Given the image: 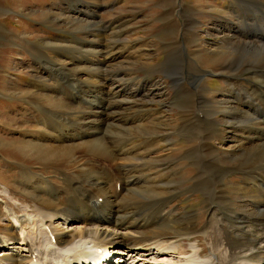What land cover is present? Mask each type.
<instances>
[{
  "label": "bare ground",
  "instance_id": "6f19581e",
  "mask_svg": "<svg viewBox=\"0 0 264 264\" xmlns=\"http://www.w3.org/2000/svg\"><path fill=\"white\" fill-rule=\"evenodd\" d=\"M93 1L92 12L87 11L89 8L84 12L74 9V14L86 18L98 14L102 4ZM238 1L239 6L245 4ZM244 1H249L250 16L239 15L242 20L240 24L235 22L236 26L228 28L232 22L226 24L210 47V54L221 61V73L226 78L223 98L220 94L207 95L205 87L199 85L206 69H197L189 88L185 76L188 62L174 67L172 49L182 46L187 55H196L197 49L188 47L186 38L193 27L192 20L187 18L183 23L184 41L175 38L168 43L171 50H166L164 66L180 108L177 126L180 133L190 135L186 153L192 155V164L199 168L193 176L192 189L205 192L207 198L203 227L197 223L196 210L169 206L184 178L176 176L169 163L175 141L171 139V127L177 119L167 103H154L160 91L151 92L160 87L158 82L138 75L126 76L127 68L133 69L131 64L137 59L130 60L132 51L125 52L132 46L117 37L113 26L111 32L105 30L110 32L107 35L93 30L87 38L75 35L69 45H51L56 53L53 56L45 57L42 47L48 46L37 44L41 58L35 62L41 65L42 72H48L45 78H60L63 82L60 74L67 72L64 85H60L63 89L57 93L65 100L42 93L48 88L45 79L39 80L37 89L35 83L33 90L12 89L17 94L28 92L24 95L36 110L25 108L19 114L25 113L34 123L23 116L26 125H17L14 131L22 140L0 137V145H13L3 149H17L41 161L43 167L56 172L60 182L37 172L31 164L14 161L21 166L16 181L29 202L14 207L4 198L0 200L4 208L0 211V264H93L87 257L97 247L117 254L118 262L112 260L109 264H264V0ZM253 13L256 17L250 22ZM98 39L108 43L101 48L125 54L121 65L111 63L101 69L105 71L100 70L105 62L97 54L98 44L94 41ZM190 43L196 46L197 40ZM74 50L80 55L73 54ZM143 54L150 55L147 51ZM68 62L85 74L71 77L69 71L73 69L68 68ZM104 72L107 74L102 75ZM242 78L250 80L251 85L249 90L237 91L236 86L245 85ZM45 99L48 105L64 107V111L46 109L39 102ZM11 118L14 117L1 116L0 121L8 120L5 123L10 129L15 122ZM216 124L227 134L221 133L223 148L214 143L221 130ZM221 161L230 166L224 169ZM231 172L243 175L244 181L236 186V193L246 199L241 210L228 211L222 204L228 193L224 177ZM2 184V194L9 195L10 188ZM222 206L225 211L220 217L238 220L233 224L229 220L230 226L238 231L237 238L246 240L249 246L235 254L232 244L212 243L211 256H203L199 237L208 238L220 230L223 219L217 213ZM3 228L6 230L1 231ZM193 239L196 242L189 243L185 251L183 243Z\"/></svg>",
  "mask_w": 264,
  "mask_h": 264
},
{
  "label": "rangeland",
  "instance_id": "374dc122",
  "mask_svg": "<svg viewBox=\"0 0 264 264\" xmlns=\"http://www.w3.org/2000/svg\"><path fill=\"white\" fill-rule=\"evenodd\" d=\"M98 1L102 4L101 7H98V14L96 13L95 16L91 15L92 17L89 16V18H86L85 15L80 17L74 14V9L75 11L82 9L84 12L86 8H89L90 10L87 11L92 12L94 9V3L91 2H94L93 0H0V119L1 116L4 118L13 116L14 118L11 119H14L15 121L10 129L7 128V123H5V121L7 122L8 120L4 119L3 121H0V137H3L5 140L10 139L11 141L15 142L17 140H22L20 134L14 132L17 128L16 126H25L26 123L24 122L26 120L28 122L34 123L31 117L24 116L25 113L19 114L25 111V108H31L30 111L34 112L36 110L33 108L32 104L28 103L30 99L28 100L26 95H24L27 91L17 94L13 90H20V88L25 90H33V83H35L36 88V86L39 84V80L43 79L44 81L45 79L48 81V88L43 90L44 92L42 93L54 96L56 98L59 96L65 100L62 96L57 95V93H60L58 91L63 89V87L60 85L61 83L64 85V80H66L64 76L67 72L65 74L61 72L60 74L61 77L64 78V80L62 78L63 82H61L60 78L55 81L45 78L47 77L45 75H47L48 72H42L41 65L36 63L37 61L35 60L37 58H41L40 54L37 52V50L40 48H37L38 43H40L39 45L48 46V49H43L42 47V50H45L43 52L46 53V55L44 54L45 57H47V54L53 56L56 55V53L50 49L51 45L53 47L58 44L69 45L70 39H75V35L82 38H87L90 37V32L94 31L107 35L111 32L112 27L114 26V31L118 32L119 34H116L117 37L125 41L126 44L132 46L128 48L125 53L132 51L130 60L137 59L131 64L133 69L127 68L128 75L126 74V76L133 77L138 75L140 78H148L152 79V81L158 82L160 87H158L155 92H151V94H153L160 91V94L157 96L159 98L155 99L154 103L159 106L167 103L173 110L172 114L174 113L175 115L173 117L177 119V122L173 125V127H171V132L173 133H171V139L175 141L172 145L173 152L171 151L173 156L171 157V160H169V163L171 165L173 164L172 167L174 169L172 168V170L175 175L177 174L176 176L184 177L182 185L185 186H180L183 189L181 188L180 192L178 191V194L175 195L176 197L172 198L169 206L172 208H178L180 210H196L199 218L197 223L198 225L200 223L201 226L199 225V227L201 228L203 227V216L206 212L205 206H207V198L205 192L192 189L193 176L196 174V171H198L199 168L192 164V155L188 156L186 153L187 149H189L188 142L190 140V135H187L185 132H183V134L180 133L177 126L178 123H180V119L178 117L180 114V108L175 103L176 99L174 96L176 90L174 89L173 81L169 71L167 70L166 66H164L166 62L165 59L167 60L166 52L168 49L171 50L172 48V46L168 43L173 42L172 40H175V38L178 39V41H184V35L182 31L184 30L183 28H185V25L183 23L186 22L185 20L187 18L192 20L193 27L190 28V30L186 33V38L189 40L187 45L190 48L194 47L198 51L196 50V55L189 56L187 55L186 50L185 52L182 50V46H180V49H175L176 51L172 49L171 52L173 62L175 63L174 67H180L181 63L188 62L187 64H189V70L186 72L185 76L187 78L186 85L189 88L191 87L190 81H192L194 78V73H197L198 70H200L199 68L206 69L207 72L201 79L202 81L199 83V85H203V88L205 87L204 91L207 95H210L211 93L216 95L220 94L223 98L226 78L223 73H221V61H216L212 54H210V47L214 45V42H216V40L222 35L223 30L226 28V24H230V22H232L228 28L231 26H236V23L240 24L242 18H239V15H247L249 1L246 2L242 0L245 2V4H241V6L237 5V3L240 4V1L238 0ZM78 4L79 7H77ZM250 5L255 13L256 9L252 4ZM70 6H74L72 7L73 9H71ZM254 13L249 20L250 22L254 17H256ZM75 17L80 19V21H78ZM239 27L240 26L235 28L233 32H230V35L232 36L235 34V30H237ZM105 30L110 32L106 33ZM177 30L178 36H176L174 33ZM192 40H197V43H195L197 44L196 46H194L193 43H190ZM76 42L79 43L80 41ZM94 42L98 44L96 45L98 47L96 50L99 58L105 62V64L100 67V70L106 68L111 63H114L113 66L116 63L119 65L122 64L123 60H121V58L124 57V53L111 52L110 49H107V47L101 48L102 45L108 46V43L103 40L98 39ZM71 45L75 46L74 44ZM142 49H144V51ZM146 51L149 52L150 55L143 54ZM72 52L73 54L76 53L77 55H80L78 50H74ZM38 55L40 57H38ZM68 63V68L70 66V68L73 69L69 71L71 77H73L75 74H85L84 72H77V68H73V63ZM59 66H61L60 63ZM88 72L89 71L87 70V73ZM101 74L106 75L107 72ZM48 77L50 76L48 75ZM242 83L245 85H242L241 87L236 86L237 91H241L243 88L249 90V86L251 85L250 80L248 81L242 78ZM68 90H71L70 87H68ZM26 94H28V92ZM186 97L187 96H185V98ZM39 102L48 110L54 111V109H57L59 111H64V107L48 105L47 103L50 102L46 99ZM177 112L179 113L178 115ZM23 116L26 117V120ZM216 126L221 128V130L218 132L219 135H216L217 139L214 140V143H216L215 146L217 148H223L224 145L221 144V133L224 135L227 134L221 125L216 124ZM10 146L0 145V200L4 198L14 207L22 204L26 205V203L29 202L27 195L22 193V189L16 181L18 176L17 171L19 168H21V166L19 163H15V160L20 163L31 164L33 166H30L37 172H43L44 174L46 173V175L51 176V179H54L53 181L56 183L60 182V179L56 176V172L51 170V168L43 167L41 165V161L37 162L32 157L26 156L23 152L18 151L17 149L16 151L5 150ZM163 153L164 152L160 154L166 157V153ZM219 156L222 155L219 153ZM221 162L224 169H227V167L230 166V163L223 161ZM10 166L15 168H11ZM242 180L243 175L239 172H231L224 177V183L228 193L226 194V200L224 199L222 201L225 204H222L223 206L227 205L226 208L228 211L232 208L241 210L240 205L244 203V200H246L242 194L236 193V186L244 181ZM2 183L6 184L10 188L11 194H2V189L4 190ZM16 199L22 201H17V203H15ZM223 206L219 207V212L217 213L218 218L221 220L223 219V222L220 225L221 228L219 231H217L218 233L215 232L208 238H203L202 236L199 237L198 244H200L203 248V256H211L210 245L212 243L218 244L220 242L224 243L225 246H230L232 244L234 249H232V252H236L235 254L239 253L243 248L249 246L246 240L237 238L236 234L238 231L234 230L235 227L230 226L231 223L233 224L239 221H236L231 217L228 219L220 217L221 212L225 211V207ZM2 210H4L3 203L0 201V211L3 212ZM1 212L0 216L2 215ZM4 230L6 229H1V231ZM191 242L195 243L196 239L190 241L186 240L183 243V248L185 251L188 249L190 245L189 243ZM244 244L246 246H244ZM183 248L180 249L182 250Z\"/></svg>",
  "mask_w": 264,
  "mask_h": 264
}]
</instances>
